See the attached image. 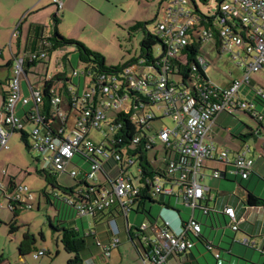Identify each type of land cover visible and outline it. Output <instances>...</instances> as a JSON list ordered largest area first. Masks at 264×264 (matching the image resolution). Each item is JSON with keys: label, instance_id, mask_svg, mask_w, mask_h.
Returning <instances> with one entry per match:
<instances>
[{"label": "built area", "instance_id": "obj_1", "mask_svg": "<svg viewBox=\"0 0 264 264\" xmlns=\"http://www.w3.org/2000/svg\"><path fill=\"white\" fill-rule=\"evenodd\" d=\"M52 1L57 5L58 10L62 9L61 2L58 0ZM185 4L186 0H171V5L167 8L163 19L157 23L156 34L163 38L166 48L160 59L158 69L151 68L155 71L156 76L139 73V65L136 64L126 66L121 75L129 88L145 93L149 95L152 101L165 105V116L170 117L172 126L164 125L160 127L151 140L156 142L158 139L179 154L177 160H173L168 164V169L169 172L180 173V181L173 184H178L183 190L182 203L184 207L192 210L189 220L184 227L180 225L178 231L171 230L168 224L157 230L155 238L150 242L152 243L150 256L148 257L145 254L144 264H162L168 256L193 247L194 241L188 239L186 234L189 232L197 235L201 231L200 222L195 220L192 215L199 200L206 198L205 187L200 184L205 176L204 169L211 170V176L218 179L225 174L226 167L229 165H232L230 172L235 173L242 179H246L252 173L254 162L252 157L246 155V151L238 152L230 157L228 150L219 149L212 141H204L206 132H208L214 117L219 113L232 114L236 110L248 111L253 116H259V119L262 117L254 111L252 103L239 98V93L243 85L249 84L250 72H264V0H227L222 3L221 10L225 16L219 17L217 20L219 27L217 37L212 36L213 32L210 29L198 28V30L193 31L201 38L204 47L206 43L211 44V48L205 49L204 54L197 55L196 60L200 65L206 64L207 58L216 52L218 55L227 54L236 61L238 67L243 69L241 77H235L226 87L218 89L219 97L217 99L207 100L205 106L200 108L194 107V100L190 95L188 83L177 85L179 82L173 80L174 69L170 67L173 60L181 63L185 62V54L182 53V49L188 44L189 32L197 23V18L192 15L190 9L184 8ZM233 46L241 50L244 57H240L238 51L233 52ZM22 61L23 57L15 58L11 66L12 75L8 81L9 94H7L4 103L2 124L0 126V150L7 148L12 129L23 127L21 118L16 114L17 102L21 98L22 103L27 105L29 100H32L33 110H30V113L35 120V124L30 132L32 134L31 145L38 153H50L47 158L49 159V166L57 172H65L73 157L76 154H83L90 161L88 167H85L81 172L78 167L73 166L68 170L69 176L74 178L78 174H82L86 181L91 182L98 179L97 173L102 170L111 180V190L101 189L97 201L92 204L82 201L76 205L77 215L92 218L93 212L96 209L106 208L111 198L117 199L121 205L129 204L132 196L136 195L137 187L132 181L131 175L125 172L127 168L124 169V165L128 167L133 162L130 161L121 167L119 165L121 160L119 153L107 152L103 150V147L106 146L104 141L95 145L94 141L89 138L91 129L101 132L106 142L108 135L101 127L103 114L100 108L96 109V101L94 102L95 110L85 106L87 101L92 102L93 96L88 81L83 84L82 88L79 86L75 88L68 84V90L74 94V106L78 110L70 109L66 112L59 110L57 112L58 117L66 119V128L62 138H55L48 132L39 131L36 124L42 120L36 107L37 103L41 102V90L28 85L29 94L24 98L20 95V80L24 76ZM83 73L84 70L79 72L76 69L71 75L77 77ZM103 80L106 83L102 89L105 94L110 93L109 84L116 87V84L121 83V81H117L116 77L103 78ZM195 83L196 81L193 82V84ZM50 91L53 94L51 103L57 106L61 103V98L55 87H52ZM255 93L261 94L262 92L257 89ZM101 105H104V107L128 108L125 96L111 97L109 100L102 98L97 103V106L100 107ZM153 115L154 113L148 112L144 117L141 116L139 121L151 118ZM119 126L120 124H117V127ZM111 130H114V126H110ZM261 155L264 156V149L261 151ZM217 163L222 164L223 167L218 169ZM110 164L115 167L112 176L105 172ZM0 188L3 190V197L13 202L25 203L26 198L30 197V191L26 186L15 185L9 192H5L1 184ZM161 188L163 186L157 185L156 190L159 191ZM164 192L172 193L171 190L165 189ZM25 204V208L29 207L27 203ZM127 210L125 213H127ZM201 210L204 214L208 212L206 208ZM223 213L229 218L233 230L237 231L238 221L235 219L234 208L226 206ZM111 223L114 233H117L116 224L114 221H111ZM141 229L144 228L141 227ZM242 242L251 246L247 238H244ZM118 244L119 239L117 236L113 237L110 245L100 244L101 255L105 262L110 256L111 249L118 246ZM261 251L264 252V248H261ZM43 255H45L44 249L33 253L34 259H38L39 256Z\"/></svg>", "mask_w": 264, "mask_h": 264}, {"label": "trees", "instance_id": "obj_2", "mask_svg": "<svg viewBox=\"0 0 264 264\" xmlns=\"http://www.w3.org/2000/svg\"><path fill=\"white\" fill-rule=\"evenodd\" d=\"M190 1L194 8V12L191 13L197 18V23L193 26L192 31L189 32L188 44L185 45L184 49H182V53L185 54V62L181 63L173 60L171 61L170 67L174 69V76H179L181 78V81L177 85L188 83L190 95L194 100V107L200 108L201 106H205L207 100L213 101L219 97L218 91L221 89V86H214L211 84L210 80L205 74L203 65H200L197 62V55L204 54L205 47L202 44L201 38L196 33H193V31L198 30V28H205L206 30L210 29L213 32L212 36L217 37L219 28L217 25V20L219 17L225 16L224 12L221 10V4L227 0H215L216 11L212 15L201 13L195 5L194 0ZM199 1L205 4L208 0ZM147 23L148 22L135 21L127 28L129 36L138 30H140L142 33V38L139 42V55L137 57H133L125 64L117 65H106L105 57L101 53L90 50L84 43L78 40H73V38L62 36L57 31L58 19L56 16L53 18L52 29L47 32H44V27L40 26L39 24H33L29 28L27 43L24 47L25 55L22 61L24 75L29 74L30 72L28 68L36 66V63H43L44 65L45 63L43 61L48 56H50L53 50H57L65 46H72L79 61L85 65L84 73L82 74L84 79L82 82L81 75L77 76L78 79L76 83H74L72 79L75 77H72V75H68L65 72H55L51 75L45 73L43 78L36 79L35 82H27V84L32 88H38L41 90V102L37 103L36 106L38 110L37 113L42 118L40 123H36L38 125V130L43 133L48 132L55 138H62L66 128V119L58 117L57 112H59V110L66 112L70 109H77L74 106V94L68 90V84H71L75 88L77 86L82 88L87 79V83L93 91V96L91 99L92 102L87 101L85 106L91 110H95L94 102L96 101V109L100 108L103 114V121L108 123L110 126H114V130H111L110 136L106 138L108 145L104 146L103 150L110 153H119L121 156L119 165L121 167H123L124 164L132 161V164L135 163L137 168V176L132 177L136 179L137 192L136 195L132 196L131 202L126 205H121L117 199L111 198V201L106 208L96 209L95 212H93V228H89L87 230L83 229V232H80L79 228L72 224H68L65 219L52 221L50 217L48 218L51 230L53 232L59 233L62 248L67 252V254L72 255L66 261V264H82L83 261L91 256L93 251H96V253L99 252L101 256L102 249L100 244L110 245L113 237H118L120 229L119 224L120 222L125 221L128 213L134 212L150 216L148 214L149 210L146 208L150 203H156L157 205H161L168 209H173L171 199L179 198V196L173 192H164L163 188H161L159 191L156 190L158 181L160 180H164V182H168L169 184L180 181V173L169 172L168 169V164L173 160H177L179 154L171 147L163 144V160L160 162V164H156V155L154 156L153 161L150 158L149 152L156 147V142L151 140L152 136H155L156 131H158L154 129L153 121H156L160 118H157L155 115H153L151 118L139 121V118L141 116L144 117V115L148 112L154 113L150 110L151 106L159 103L152 101L149 95L129 88L124 81L125 79L121 76L123 74L124 68L131 64L139 65V67H150L154 68L155 70L158 69V65L160 63L162 54H164L166 45L161 36L156 34V32L151 33L147 29ZM155 44H160L162 47L156 56L153 52ZM42 54L43 56H41ZM70 62L71 61L67 55L62 56L60 60H57V64L68 63L70 65ZM70 70L72 74L76 69L71 67ZM32 74L36 76L37 73L32 72ZM102 76H104L103 78L105 79L116 77L117 81H121V83L116 84V87H114L112 84H109L111 88L110 93L105 94L102 89L103 85H106V83ZM8 81L9 79L7 80V84ZM194 81H196L195 84H193ZM251 84L252 82L250 79L249 84L246 86L250 87ZM52 87H55L61 98V103L57 106L51 103V96L53 94L50 89ZM7 94H9V91L3 95L4 100L1 110L2 112L4 110V103L7 98ZM116 96L126 97V101L128 103L127 109L110 106L104 107V105H101L100 107L97 106V103L100 102V99L105 98V100H109L111 97ZM254 100L263 103L264 95L262 93L256 94L254 91ZM30 110H33V107L29 108L28 110L24 109V111H22V116L19 117L21 118L23 127L13 128L12 132H19L20 138L24 142V146L27 149L35 150L31 145V129L29 131L24 129L27 123H31L33 126L35 124V120L31 116ZM239 111H243L245 114L250 116V118L256 121L258 127H263L262 120L264 116L262 114H259L262 116L259 119V116H253V114L248 111ZM3 124L6 126L5 123ZM117 124H120V126L117 127ZM258 127L255 129L257 132ZM94 144L98 145V143L95 141ZM74 157H78L84 161L81 162L80 166L74 164V166L78 167L81 172L85 169V167H88L90 161L85 155L76 154ZM36 172L52 189L51 193L46 194L47 199L51 201L53 205H57L58 202L62 205L68 206V208L73 210L76 217H79L76 212L77 204L82 201H86L90 204L94 203L98 200V195L101 192V189L111 190L112 186L111 180L103 173L102 170L99 171L103 177L101 180L97 179L96 181L89 182L86 181L82 174H78V176L72 178L73 184L70 185H62L58 183L56 180L57 171L51 166H49L48 169L43 168L37 170ZM14 186L15 183L13 178L9 177L8 188L5 190V192H9L14 188ZM7 200L9 210L13 215L12 221L8 224V233L12 234L17 229L16 218L18 213L25 209L26 204L13 202L9 199ZM203 201H206V198L199 200L198 205L194 208V211L197 209L201 210L206 208L208 209L206 214H204L202 210L201 212L203 215L209 216L212 212H214V209L203 204ZM245 203L250 207L264 208V198L255 196L251 192L247 193ZM126 210L127 213H125ZM111 221H114L116 224L117 233H114V228ZM185 223L186 222H184V220H181V226L184 227ZM98 224L106 225L107 229L105 230V233L107 235V241L103 240L97 231L96 226ZM229 226L231 227V223ZM141 230L142 229L139 226H129L127 229L128 238L133 240V237L137 236L136 232ZM186 237L194 241V243L196 239L198 240L199 238H203L200 232L197 235H193L188 232ZM98 242H100V244H98ZM34 243H36L34 235L28 232L24 233L18 246L19 255L23 257L28 253L35 252L36 249L34 247ZM242 244L249 246L243 242ZM206 246L208 247L207 249L210 250L209 248L212 246V244L209 245V242L206 241ZM151 247L152 243H150V241L143 246V250L148 257L151 253ZM190 249H186L185 251L182 250L175 253V255L180 256L182 253L185 254ZM259 252L264 255V252H262L261 249ZM214 254L216 258H219L218 253Z\"/></svg>", "mask_w": 264, "mask_h": 264}, {"label": "crops", "instance_id": "obj_3", "mask_svg": "<svg viewBox=\"0 0 264 264\" xmlns=\"http://www.w3.org/2000/svg\"><path fill=\"white\" fill-rule=\"evenodd\" d=\"M58 1L62 3L61 10H58L57 5L52 0H0V115H2L1 110L4 100L3 95L8 91L7 80L12 75V63L15 58L24 57V47L27 43L28 31L31 25L39 24L44 27V32H47L52 29L53 18L56 16L58 19L57 31L62 35V25L66 22L70 15L74 14L77 18V21L75 22L76 27L79 26V22H82L85 25L89 24L94 30H101V20L99 22L98 19L97 22V17H101V13L104 8L102 6V1L114 3L118 6L122 4L125 5L129 1L131 5H139L142 0ZM78 9L81 10L82 15L90 14L91 21L85 20L84 16H80L76 13V10ZM130 21L134 23L135 21L140 20L129 19L128 23H125L127 28L131 25ZM219 56L220 55L214 52V55L209 56L207 59L216 63ZM28 70L30 73L25 74L23 80L22 78L20 80V95L22 98L29 94L27 82L36 81L35 78L31 80L32 76H34L32 74V72H34L32 67H29ZM44 70L45 73H47L46 65ZM234 78L235 77L231 78L229 82L222 87H226ZM249 88L250 91L247 90L246 87L240 89L239 98L252 103L254 111L257 114H262L264 116V102L261 104L260 102L254 100V85L251 84ZM262 94L264 95L263 92ZM32 106V100H29L28 104L24 105L20 98L16 104V113L18 116H22V111H24V109L28 110ZM232 114H217L210 124L208 132H206L204 141H212L219 146V149L228 150L230 157L238 152L246 151V155L252 157L254 162L252 173H250L246 179H241L240 176L230 172L232 165H229L226 167V172L223 177L220 178L219 182H212L210 186L205 187L207 196L205 195L206 201H203V204L214 209V212L207 216L203 215L201 210L197 209L192 215L194 219L200 222V233L203 238H199L198 240L196 239L193 247L185 254L182 253L180 256L170 255L162 264L264 263V259L262 258L264 255L259 252L261 248H264V208L250 207L245 203L248 192H251L255 196L264 198V156L261 155V151L264 149V117L262 120L263 127L260 128L257 126L258 132L255 131L257 128L256 121L255 126L251 124L247 125L244 132H241V129L235 130V128L237 129L236 125L232 128L229 126L227 128H220L217 125V121L220 123H226V121H228L227 116ZM12 133L13 132H11L10 135ZM251 139L254 145L250 143ZM230 152L232 153L230 154ZM255 153H257V155H255ZM49 155H47L46 158H48ZM105 170L106 174L112 176L114 174L115 167L113 164H110ZM179 190L182 191V196H180L179 193L173 192L179 196V198L171 199L173 209H168L158 205L159 208L157 212L159 214L153 216L154 213L152 204L156 203H150L149 206L146 207L149 210L148 214L150 216L134 212H131V215L128 213L125 221L120 222L119 224L120 229L117 237L119 239V244L111 249L107 262H105L102 255L100 256V253H96V251H93L91 256H89L86 260H90L93 264H144L146 256L143 246L155 238L157 230L168 224V227H173L171 230L178 231L181 225V220L187 222L192 214V211L189 208L184 207L182 203L183 190L180 187ZM210 193L215 194L213 199L210 197ZM210 201L212 202L211 205H209ZM226 206L234 208L236 215L235 219L238 221L237 231H241V234L243 235L242 237L249 240L251 247L240 243V239L235 241V235L226 230V227L230 225L227 215L223 213V209ZM163 212H166V214L164 215ZM160 215H162V220L161 222H158L157 218L160 217ZM145 219H147L148 223ZM75 224V227L79 228L76 220ZM92 224L93 219L89 217V228H92ZM129 226H139L144 229L136 232L137 236L133 237V240H131L127 235V229ZM96 229L101 235V238L107 241V235L105 233V230L107 229L106 225L98 224ZM230 238L231 242L230 240L227 241ZM206 241L209 242V245L212 244L209 248L210 250L207 249L208 247L206 246ZM212 249L215 252H213ZM37 250H40V248L36 249V251ZM214 253H218L219 258H216ZM0 264L7 263L5 260H0Z\"/></svg>", "mask_w": 264, "mask_h": 264}, {"label": "rangeland", "instance_id": "obj_4", "mask_svg": "<svg viewBox=\"0 0 264 264\" xmlns=\"http://www.w3.org/2000/svg\"><path fill=\"white\" fill-rule=\"evenodd\" d=\"M102 2V6L104 8L102 10L101 17H97V22L98 19L99 22L101 20V30H94L89 24L85 25L82 22H79V26L76 27L75 22L77 21V18L74 14H72L62 25L61 31L64 37L78 40L84 43L90 50L101 53L105 57L106 65L125 64L133 57H137L139 55V42L141 41L142 33L138 30L129 36L127 26L125 24L128 23L129 19H138L142 22H148L146 25L147 29L151 33H154L156 32L157 23L163 19L167 8L171 5V0H142L139 5H131L129 1L125 5L122 4L118 6L114 3H107L105 1ZM194 3L198 10L203 14L212 15L216 11L215 0H208L205 4L199 0H194ZM184 8L190 9L191 12H194V8L190 0H186ZM76 13L80 16H84L85 20L91 21L90 14L82 15L81 10L79 9L76 10ZM132 23L133 22H131V24ZM161 48L160 44L154 45L153 52L155 56ZM210 48L211 44L206 43L205 49L208 50ZM232 51H238L240 53V57H244L241 50L237 47L233 46ZM64 55H67L70 59V65L68 63H56L57 60H60ZM43 62L45 63L44 65L43 63H36V66L32 67L34 73L37 74L35 77L32 76L31 80L34 78H43V75L45 74V65L47 66L48 75L54 74L55 72H65L66 74L71 75V67L73 69H77L79 72H82L85 68V65L79 61L72 46H65L63 48L53 50L50 56H48ZM203 67L211 84L221 87L228 83L231 78H239L243 74V69L238 67L236 61L227 54H221L216 63L207 59V63L203 64ZM138 72L144 75L152 74L156 76L155 71L148 67H138ZM249 77L252 80L251 82L252 85H254V89H260L264 93V72H250ZM81 78L82 82L84 79L82 74ZM172 78L176 82L181 81L179 76H173ZM77 79L78 77H75L72 81L76 83ZM243 87H246V89L250 91L248 86L243 85L241 89H243ZM150 110L154 112L155 117L160 118L153 121L154 129L159 130L160 127L164 125H168L170 127L172 126L170 117L165 116L166 110L164 104L152 105ZM1 116L2 115H0V126L2 124ZM227 117L228 121H226V123H220L217 121V125L220 128H227L228 126L232 128L236 125L237 129L235 128V130L241 129V132H244L247 125L251 124L255 126L256 124L255 121L243 111L236 110L232 115H228ZM32 127L33 124L27 123L24 129L29 131ZM101 127L109 137L110 125L102 121ZM89 138L97 143L104 141L106 145L108 144L104 140L103 134L96 129L90 130ZM250 143L253 144L252 139L250 140ZM231 153L232 152H230V154ZM49 154V152L38 153L36 150L27 149L24 146V142L20 138L19 132H13L8 139L7 148L0 150V184L3 189L6 190L8 188L9 177H12L15 185L26 186L30 191V197H27L25 200V203H27L29 207L18 213L16 218L17 229L12 234H9L8 224L12 221L13 215L9 210L8 200L3 197V190L0 188V260H5L7 264H66V261L72 255L67 254V252L62 248L59 233L51 230L48 222L49 217L52 221L65 219L68 224H72L74 226L76 225L74 222L75 219L80 232H83V229L89 228L88 216L76 217L73 210L68 208V206L57 202L58 207L57 205H53L51 201L47 199L46 194L51 193L52 189L46 184L43 178L37 174L36 171L43 168L48 169L49 159H47L46 156ZM149 155L153 161L154 156L156 155L157 161L155 163L160 164L164 156L163 142L157 139L156 147L149 152ZM255 155H257V153H255ZM81 162L84 161L78 157H74L71 164L69 163L67 165V170L65 172H57V182L62 185L73 184L72 177L69 176L68 170H70L74 164L80 166ZM216 165L218 169L223 167L222 164L217 163ZM125 168H127L125 172L131 175V177L137 176L135 163L128 167L124 165V169ZM203 173L205 176L200 182L203 187H208L212 184V182H219L220 180L212 177L211 170L209 169H204ZM97 177L98 180L103 179L99 172L97 173ZM132 181L136 184L135 178H133ZM158 185L163 186L165 190H170L171 188L172 192L179 193L180 196H182V191L179 190L177 184H169L168 182H164V180H160L158 181ZM205 195L207 196L206 192ZM214 195V193H210V197L212 199L214 198ZM211 204L212 202L210 201L209 205ZM158 208V205L152 204L154 213L153 216L159 214L157 212ZM163 213L164 215L166 214V212ZM131 214L132 213H130V215ZM161 216L162 215L157 218L158 222H161ZM145 221L148 223L147 219H145ZM93 227L94 224H92V228ZM226 230L235 235V241L240 239L239 242L242 243V239L244 237H242L243 235L241 234V231H234L230 226L226 227ZM26 232L34 235L36 242L34 243L35 249L40 248L46 250L45 255L39 256L38 259H34V252L28 253L23 257L19 255L18 243H20L23 234ZM229 240L231 242V238L227 241ZM213 252L215 251L213 250ZM262 258L264 259V256H262ZM83 264L93 263H91L90 260H86Z\"/></svg>", "mask_w": 264, "mask_h": 264}]
</instances>
